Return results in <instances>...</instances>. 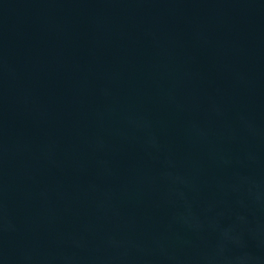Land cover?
Listing matches in <instances>:
<instances>
[{
    "label": "water",
    "instance_id": "obj_1",
    "mask_svg": "<svg viewBox=\"0 0 264 264\" xmlns=\"http://www.w3.org/2000/svg\"><path fill=\"white\" fill-rule=\"evenodd\" d=\"M0 264H264V0H0Z\"/></svg>",
    "mask_w": 264,
    "mask_h": 264
}]
</instances>
